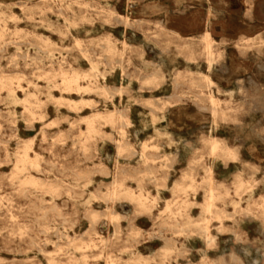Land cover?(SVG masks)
<instances>
[{"label":"rangeland","instance_id":"obj_1","mask_svg":"<svg viewBox=\"0 0 264 264\" xmlns=\"http://www.w3.org/2000/svg\"><path fill=\"white\" fill-rule=\"evenodd\" d=\"M241 148L264 152V0H0V264H264L258 168L213 173Z\"/></svg>","mask_w":264,"mask_h":264},{"label":"bare ground","instance_id":"obj_2","mask_svg":"<svg viewBox=\"0 0 264 264\" xmlns=\"http://www.w3.org/2000/svg\"><path fill=\"white\" fill-rule=\"evenodd\" d=\"M119 17V16H118ZM122 17V16H121ZM138 27V26H137ZM173 33H175L176 35H179L177 32H174V31H172ZM180 36V35H179ZM73 37V36H72ZM203 39L206 41V48H207V53L208 54H210V51H209V47H210V45H209V42L207 41L208 40V37H209V33H208V31H206L204 34H203ZM75 44H76V42H75ZM74 44V45H75ZM262 45V44H261ZM36 59H38V58H36ZM43 61V60H42ZM46 61V60H45ZM205 62V61H204ZM12 64V63H11ZM263 69V68H262ZM123 72V71H122ZM33 76V75H32ZM127 77V76H126ZM78 78H79V74L77 73V72H74L73 73V75H71V76H69V77H67L66 79H65V82H66V84H68L69 86L71 85V84H76V82H77V80H78ZM119 80V79H118ZM205 81L208 83V85H211V84H213V82L209 79V77L208 76H205ZM255 84V83H254ZM121 86V85H120ZM256 89V88H255ZM106 94V93H105ZM7 96V95H6ZM107 97V96H106ZM9 100V99H8ZM73 101V100H72ZM210 101H211V104L214 106V104H215V98L214 97H212V96H210ZM257 101V100H256ZM86 102V101H85ZM95 102V101H94ZM146 102V101H145ZM98 104V103H97ZM150 106V105H149ZM151 107V106H150ZM254 108V107H253ZM116 109H118V108H116ZM108 110V109H107ZM113 116H114V111L113 110H109V112L107 113V115H105V116H101L99 113H97V114H95V116H94V118H106L107 120H109V121H112V119H113ZM91 121H93V120H91ZM90 128L92 129V124H90ZM121 130V129H120ZM123 130V129H122ZM121 132V131H120ZM122 135V134H121ZM117 140V139H116ZM117 142V141H116ZM115 142V143H116ZM120 142V141H119ZM209 149H210V153H212V154H215V153H220L222 156H229V155H231V150L230 149H228V148H226V147H223V146H221V144L219 143V140L216 138V137H211L210 138V141H209ZM27 148H25L24 149V152H23V155H24V157H26L27 156ZM141 150V149H140ZM106 153V152H105ZM118 153V152H117ZM120 154V153H119ZM118 154V155H119ZM122 154V153H121ZM105 158V157H104ZM116 160V159H115ZM117 161V160H116ZM41 174V173H40ZM32 182L34 183V180H32ZM121 182V181H120ZM115 184V183H114ZM245 185V182H243V181H239L238 183H237V189H241V188H243V186ZM114 186V185H113ZM184 192V191H183ZM124 194H125V196L126 197H128L129 198V200L130 201H132V202H135L136 204H138L140 207H144V208H146V206L144 205V202H143V195H141V194H139V195H135V194H133L132 192H130V191H125L124 192ZM110 198H112V199H116V198H118V193H117V189H113L111 192H110ZM109 198V199H110ZM215 198V190H214V188H209L208 189V193H207V200H206V203H205V206H204V210L205 211H211V208H212V206H213V203H212V201H213V199ZM81 199V198H80ZM167 207H168V205H167ZM166 207V208H167ZM88 210V209H87ZM108 211V210H107ZM111 215V214H110ZM59 216V215H58ZM91 217L93 218V219H95L96 218V215L95 214H92L91 215ZM110 220H112V219H110ZM89 225V224H88ZM87 228V227H86ZM203 229H204V231H205V233H206V238H207V241L208 242H212L213 240H214V238H213V236H209L208 234H207V226H204L203 227ZM129 231H130V229H129ZM128 231V232H129ZM31 245H32V243H31ZM32 247V246H31ZM137 252V251H136ZM166 260V259H165Z\"/></svg>","mask_w":264,"mask_h":264},{"label":"crops","instance_id":"obj_3","mask_svg":"<svg viewBox=\"0 0 264 264\" xmlns=\"http://www.w3.org/2000/svg\"><path fill=\"white\" fill-rule=\"evenodd\" d=\"M259 7V5H257ZM258 15V11H256ZM217 138V137H216ZM218 139L227 140L225 136H218ZM235 144L233 146H228V149H235ZM253 149H244L241 148L238 150L237 160H227L226 162L221 161V159H217L218 169L216 170L213 166V173L217 178L218 183L226 184L230 182L232 176L236 174L237 167L241 164H248L250 166H254L257 169L255 173V181H258V185L255 188L256 192L259 195H264V152L258 151L254 152ZM220 172L223 173L220 174Z\"/></svg>","mask_w":264,"mask_h":264}]
</instances>
